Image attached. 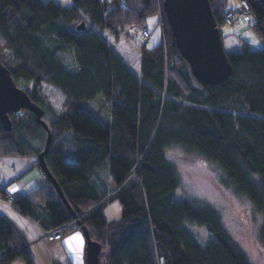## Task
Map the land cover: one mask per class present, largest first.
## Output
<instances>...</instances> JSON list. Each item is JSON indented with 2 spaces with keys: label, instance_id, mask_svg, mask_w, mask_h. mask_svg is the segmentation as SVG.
<instances>
[{
  "label": "trees",
  "instance_id": "obj_1",
  "mask_svg": "<svg viewBox=\"0 0 264 264\" xmlns=\"http://www.w3.org/2000/svg\"><path fill=\"white\" fill-rule=\"evenodd\" d=\"M69 1L0 0V63L42 109L52 134L47 167L107 253L104 263L250 264L211 204L173 200L179 178L171 154L208 163L224 187L251 203L263 216L255 238L264 253V0H247L252 19L245 23L262 48L231 33L241 51L227 53L232 72L218 85L192 77L163 0ZM209 2L222 29L229 0ZM157 12L162 40L147 48L141 31L151 34L145 25ZM81 22L85 28L77 30ZM92 102L98 113L109 108L105 122L86 107ZM9 117L11 131L0 125V156L37 158L44 129L27 110ZM103 166L108 175L100 179ZM0 199L7 201L1 188ZM112 201L120 217L107 221L103 211ZM8 202L45 231L75 224L48 180ZM185 223L213 239L201 248ZM16 258L31 264L23 236L0 215V264Z\"/></svg>",
  "mask_w": 264,
  "mask_h": 264
},
{
  "label": "water",
  "instance_id": "obj_2",
  "mask_svg": "<svg viewBox=\"0 0 264 264\" xmlns=\"http://www.w3.org/2000/svg\"><path fill=\"white\" fill-rule=\"evenodd\" d=\"M162 8L176 49L187 64L192 77L201 85H218L227 80L232 67L209 0H163ZM84 28V22L77 26V30ZM21 110L31 112L36 123L46 132L43 149L37 156L39 168L84 235L85 264H100L101 245L90 238L87 228L69 206L59 184L47 167L45 156L50 149L52 134L42 119L43 111L31 102L23 89L17 87L9 71L0 63V125L4 131L12 129L9 114Z\"/></svg>",
  "mask_w": 264,
  "mask_h": 264
},
{
  "label": "rangeland",
  "instance_id": "obj_3",
  "mask_svg": "<svg viewBox=\"0 0 264 264\" xmlns=\"http://www.w3.org/2000/svg\"><path fill=\"white\" fill-rule=\"evenodd\" d=\"M42 2H48L49 0H41ZM61 6H70L69 0H54ZM235 21V20H233ZM241 22H243L241 20ZM157 14L147 19L146 27L151 30V36L153 31L157 32L159 36V42L162 40V29L158 26ZM245 24V22H243ZM221 29V35L225 38V44L228 41H232L227 37L229 33H226L225 27ZM151 38V37H150ZM149 38V39H150ZM243 38L248 41L254 50L262 48L260 40H258L253 34H245ZM141 41L146 44L148 40H144L140 37ZM222 39V42H223ZM96 103H88L86 107L91 109L92 114L100 121L105 122L110 115L109 108H104L101 113L97 112ZM36 141H30V145H35ZM37 147V146H36ZM42 147V146H40ZM66 147H72L69 143ZM67 148L65 149V151ZM73 150L66 151V158H74ZM171 160L176 167L179 185L174 193V201H202L211 204L221 217V222L226 232L231 238L239 245L241 250L247 256L250 264H264V253L256 242V235L260 227V223L263 220V216L260 213L254 212L251 203L241 197L235 195L230 189L224 187L213 170L212 166L208 163H188L180 160L175 154H171ZM108 175L106 166L100 168L98 178L103 179ZM8 202V201H7ZM121 207L118 201L111 203L103 214L107 221L114 220L120 217ZM183 227L187 232L197 241L201 248H205L209 241L213 239V236L203 227H198L189 223H185ZM107 253L103 251L101 253V263L105 264V258Z\"/></svg>",
  "mask_w": 264,
  "mask_h": 264
},
{
  "label": "crops",
  "instance_id": "obj_4",
  "mask_svg": "<svg viewBox=\"0 0 264 264\" xmlns=\"http://www.w3.org/2000/svg\"><path fill=\"white\" fill-rule=\"evenodd\" d=\"M225 29H227L226 33H229L227 39L232 40L225 44V38L223 39L225 52L228 54L240 52L241 45L231 33L243 37L247 33L252 34V32L241 21H234ZM158 43L159 36L157 32L153 31V35L145 45L147 48H153ZM261 45L263 46L262 42ZM252 49H254L253 46ZM36 162H38L37 158L34 157L1 156L0 188L6 190L9 200L16 199L47 185V178L36 166ZM0 215L7 217L23 236L26 249L31 258V264H85L86 241L76 224L69 223L60 228L63 234L61 241L46 243L42 240L43 229L40 225L14 207L11 202L0 199ZM11 264L27 263L20 258H16Z\"/></svg>",
  "mask_w": 264,
  "mask_h": 264
},
{
  "label": "built area",
  "instance_id": "obj_5",
  "mask_svg": "<svg viewBox=\"0 0 264 264\" xmlns=\"http://www.w3.org/2000/svg\"><path fill=\"white\" fill-rule=\"evenodd\" d=\"M160 12H157L158 18V26L161 30V17ZM252 19V12L247 3V0H229V7L224 14V24L222 25V29H224V25L233 20H242L245 23H248ZM141 37L144 40H148L151 37V34L147 29H143L141 31ZM1 161V158H0ZM9 201V198H7ZM42 240L46 243H53L56 241H61L63 239V234L59 228L52 230H42Z\"/></svg>",
  "mask_w": 264,
  "mask_h": 264
}]
</instances>
